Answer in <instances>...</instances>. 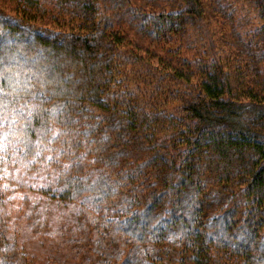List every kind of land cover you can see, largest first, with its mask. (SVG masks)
<instances>
[{
    "label": "trees",
    "instance_id": "16d2710c",
    "mask_svg": "<svg viewBox=\"0 0 264 264\" xmlns=\"http://www.w3.org/2000/svg\"><path fill=\"white\" fill-rule=\"evenodd\" d=\"M38 240L40 264H264V0H0V264Z\"/></svg>",
    "mask_w": 264,
    "mask_h": 264
},
{
    "label": "rangeland",
    "instance_id": "374dc122",
    "mask_svg": "<svg viewBox=\"0 0 264 264\" xmlns=\"http://www.w3.org/2000/svg\"><path fill=\"white\" fill-rule=\"evenodd\" d=\"M257 23H252L251 25H246V28H252L255 27ZM124 34H122V37H125V45L123 53L124 58L122 61V76H124L125 81H127L129 89L136 88L134 85V78H138L140 81L139 89L143 88L144 81L147 79L146 75H150L151 82L149 84L148 89H152V87L155 85V80L157 76L160 78V75L157 71L152 69L151 67V59L149 55V51H153L152 48L153 44L151 41L143 37L142 35H139V33H136L130 26H127V28L122 30ZM181 45L178 44L177 47H180ZM155 52V51H154ZM155 54L158 56L159 54L155 52ZM187 57L193 56L195 58V55H193L192 52H187ZM142 59V60H141ZM153 61V60H152ZM148 81V80H147ZM133 87V88H132ZM144 91V90H143ZM135 92V91H134ZM148 93V91H145ZM135 96V94H133ZM162 109L167 110L168 113H173L172 107H163ZM160 107V108H161ZM20 203V202H19ZM18 214L17 212L14 213V215ZM22 235V233H21ZM39 241V240H38ZM40 244H38L35 241H28L25 245V252H27L29 259L33 264H40L41 260L46 257L49 251H51L49 244H47L45 241H39ZM27 244V246H26Z\"/></svg>",
    "mask_w": 264,
    "mask_h": 264
}]
</instances>
